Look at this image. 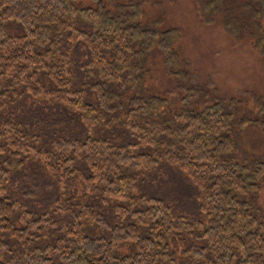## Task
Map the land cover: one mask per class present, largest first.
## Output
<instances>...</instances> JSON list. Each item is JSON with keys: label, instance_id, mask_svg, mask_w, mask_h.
Instances as JSON below:
<instances>
[{"label": "trees", "instance_id": "trees-1", "mask_svg": "<svg viewBox=\"0 0 264 264\" xmlns=\"http://www.w3.org/2000/svg\"><path fill=\"white\" fill-rule=\"evenodd\" d=\"M193 3L264 56V0ZM145 7L0 0V264H264V159L249 170L228 157L235 122L220 97L192 89L181 100L192 106L168 114L147 60L157 53L173 77H189L188 64L180 30L155 27ZM162 164L199 194L195 217L143 192ZM27 165L45 175L43 199L61 196L48 209L12 191Z\"/></svg>", "mask_w": 264, "mask_h": 264}, {"label": "rangeland", "instance_id": "rangeland-1", "mask_svg": "<svg viewBox=\"0 0 264 264\" xmlns=\"http://www.w3.org/2000/svg\"><path fill=\"white\" fill-rule=\"evenodd\" d=\"M145 1L149 19L158 21L154 23L155 27L163 28L168 25L180 30L178 48L186 59V71L190 74L189 77L167 75L161 64V57L154 52L147 60V83L150 91L169 99V115L192 106V103L187 105L181 102L183 97L192 95V89L200 96L220 97L224 108L233 112L235 122V127L230 131L234 148L228 157L245 163L251 170L257 161L264 159V56L249 45L234 41L219 25L203 22L195 10L193 0ZM242 116H246L251 122L238 128V118ZM44 176L39 167L27 165L13 176L16 177L20 193L17 195L16 180L12 191L31 208H34L33 201L26 202L21 195L34 193L38 201L47 202L43 209H48V205L60 200L61 196L57 191H51V195H56L55 198L43 199ZM153 176V180L143 186L144 193L164 198L175 210H181L190 218L197 215L195 213L199 197L193 185L181 173L162 164ZM256 194V204L264 212V180L259 182ZM250 197L256 196H242L246 200ZM36 209L43 210L40 207ZM93 229L95 228H86V233L92 236L103 235L98 228ZM182 243L185 244V241ZM118 252L123 253L122 250Z\"/></svg>", "mask_w": 264, "mask_h": 264}, {"label": "bare ground", "instance_id": "bare-ground-1", "mask_svg": "<svg viewBox=\"0 0 264 264\" xmlns=\"http://www.w3.org/2000/svg\"><path fill=\"white\" fill-rule=\"evenodd\" d=\"M172 107V106H171ZM171 118V117H170ZM229 156V155H228ZM233 157V156H232ZM150 180H153V179H150ZM199 192V191H198ZM180 194V193H179ZM185 194V193H184ZM199 195V194H198ZM197 197V196H196ZM182 199V198H181ZM183 200V199H182ZM181 200V201H182ZM183 202V201H182ZM185 204V203H184ZM186 206V205H185ZM195 233V232H194ZM194 235V234H193ZM196 236V235H195ZM203 240V239H202ZM203 243H205L204 241H203Z\"/></svg>", "mask_w": 264, "mask_h": 264}]
</instances>
